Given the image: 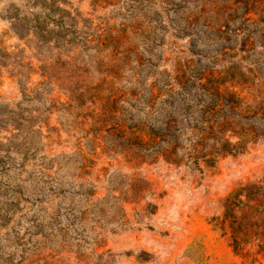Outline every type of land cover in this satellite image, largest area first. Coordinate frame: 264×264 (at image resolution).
I'll use <instances>...</instances> for the list:
<instances>
[{"label":"rangeland","instance_id":"1","mask_svg":"<svg viewBox=\"0 0 264 264\" xmlns=\"http://www.w3.org/2000/svg\"><path fill=\"white\" fill-rule=\"evenodd\" d=\"M36 26L124 57L66 101ZM0 264H264V0H0Z\"/></svg>","mask_w":264,"mask_h":264},{"label":"trees","instance_id":"2","mask_svg":"<svg viewBox=\"0 0 264 264\" xmlns=\"http://www.w3.org/2000/svg\"><path fill=\"white\" fill-rule=\"evenodd\" d=\"M240 0H237L239 2ZM244 0H241L243 3ZM44 18H47L46 16ZM33 22L38 25L37 17H34ZM28 37L39 43H47L51 45V49H53L54 54L51 57L47 58L44 64L43 59H36V72L34 73L38 76L39 82H36V87L46 83L45 81L48 70H52V68L57 65L58 69V77L52 79V83L55 84L56 90L61 94H64L66 101L71 100H80L83 97L89 95V90H96V88H92L87 90V85H83L85 81V72L87 71L88 66L94 65L96 60L103 61L107 67L112 66L113 62L115 63L117 59L124 57L123 50L120 51V48L123 44H120L117 38H114V35L105 37L104 39L100 35L91 36L87 35L82 37L78 35V38L75 37L77 35L73 31L65 30L60 27L57 30L44 31L43 29H39L37 26ZM26 34L20 36L18 35V39L24 40L26 38ZM27 41V40H26ZM88 49H91L93 58L92 61H84L82 56L88 52ZM32 50H34L32 48ZM88 57L87 55H85ZM24 66V65H23ZM26 66V65H25ZM18 78L21 75H16ZM101 81L110 80L111 76L108 73H104L102 75ZM15 77V76H14ZM49 77V75H48ZM48 83V82H47ZM18 88H20V82L16 81ZM34 89V88H33ZM28 91V92H33ZM25 88H20L19 92L23 93ZM36 92V90H34ZM23 124V123H21ZM46 124V120L40 122V127ZM18 121H13L10 124L12 130L19 132ZM39 129V127H36ZM24 142L25 135L20 138Z\"/></svg>","mask_w":264,"mask_h":264}]
</instances>
